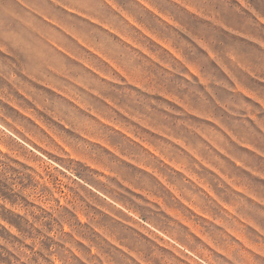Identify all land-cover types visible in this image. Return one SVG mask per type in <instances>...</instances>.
Here are the masks:
<instances>
[{
	"label": "clouds",
	"instance_id": "obj_1",
	"mask_svg": "<svg viewBox=\"0 0 264 264\" xmlns=\"http://www.w3.org/2000/svg\"><path fill=\"white\" fill-rule=\"evenodd\" d=\"M148 3L152 8L158 9L161 15L170 17L179 28L170 26L169 23L153 15L144 6L143 0H0V94L7 96L13 93L14 88L21 86H26V90H33L36 93L34 99L39 97L48 102L45 112L37 113V115L54 129L73 151L102 165L120 180L142 191L156 195L158 191L163 190L151 176L130 167L112 153L105 151L99 144L90 143L80 133L84 136L107 139L122 155L136 159L138 163L143 162L146 167L156 168L162 175L168 177L169 183L183 181V177L176 176L169 168H163L155 157L145 152L139 145H134L126 137L95 119L89 111L82 110L41 84H51L63 92L72 93L104 119L123 124L134 135L146 137L148 142L157 148L163 146L162 153L166 151L170 159L186 161L189 170L204 179L218 195L235 206L237 214L248 216L250 215L248 206H251V201H245L244 197L234 200L233 197L236 194L231 193L227 185H224L211 172L200 167L188 153L182 152L176 145L162 140L160 136L152 135L143 127L126 119L116 108H123L130 114L144 119L150 127L160 128L166 134L183 140L212 167L219 168L230 177L264 186V183H258L259 180H254L220 155L197 134L196 128L212 129L215 133V142L245 166H251V162L264 164V161H260L250 152H245L220 129L213 128L204 120L185 114L181 108L161 99L159 95H147L136 87L129 86L109 64L83 47L72 33L96 48L103 56L108 57L129 77L144 83L145 87L155 86L167 95L176 96L181 102L189 104L197 111L213 114L221 119L241 141L256 143L260 150L264 151V133H261L250 120L242 119L246 114L242 106L248 105L253 113L264 112V108H258L243 96L234 95L233 87V80H236L264 101V83H260L264 80V0H185V5L196 9L198 14L190 12L188 7L180 6L177 0H148ZM129 17L135 21V25H140L158 38L166 40L182 51L190 62H195L201 77L208 81L207 88L202 87L195 78L189 81L183 79L180 74H174L177 68L183 72V67L144 36L129 21ZM93 20L96 23H93ZM104 25L108 26V30L103 27ZM114 32L135 41L154 55L158 54L162 61L171 64L173 71H166L154 64L148 56L130 47L113 34ZM234 33H243L246 38H240ZM195 41H198L200 46ZM79 58L92 65L95 71L86 67ZM218 65L227 69L231 78L225 75ZM97 72H103L105 77H111L113 81H119V83L101 78L96 74ZM29 94L32 93L29 92ZM228 99L232 101L228 110L221 111L217 107V102L223 103ZM105 101H110L111 104ZM0 108H4L5 119L11 117L13 120H19L26 130L38 137L42 143L63 152V149L31 121L17 116L3 105H0ZM47 112L56 113L63 124L49 117ZM229 112L231 115L228 114ZM261 118L264 119V116ZM3 123L4 121L0 120V124ZM77 128L80 129V133L77 132ZM0 143L25 157H31L38 163H44L11 137L5 138L0 134ZM64 156L65 159L57 160L55 156H50L49 159L66 169L73 170L79 179L93 186L104 196L118 201L125 200V196L118 195L124 189L116 179L104 177L105 182L101 183L98 173L79 162L68 159L67 153H64ZM0 159L7 161L8 158L5 156ZM5 179L12 184L17 183L15 174L8 168L7 163L0 169V180ZM78 187L86 196L96 200L101 207L107 206L106 201L100 199L96 193L89 192L82 185ZM187 189V185L180 184L182 192ZM127 195L131 197V193ZM196 195L198 206L204 211H212L213 202L203 194L196 193ZM81 203L84 201L82 200ZM128 203L132 204V199H129ZM144 211L147 209H141V212ZM181 211L186 210L181 209ZM222 218L240 230L234 218L229 217L227 213ZM102 219L104 224L111 223L107 216ZM0 223L4 221L0 220ZM69 227L75 230L76 226L69 222ZM114 227L123 229L122 225H114ZM177 229L179 225L176 228H170L168 223L161 228L162 231H168L170 235ZM52 230L56 232L55 239L59 240L60 245L77 247L76 241L71 236L65 235L61 226L58 225ZM47 231L42 228L43 235L18 234L19 239L16 235L0 233V264H22V262L23 264H47L42 253L49 257L55 255V264H80V261L71 255L68 247L63 248L61 252L47 251L42 242L46 239ZM180 231L186 230L180 229ZM77 235H80L82 239L90 240V236L84 233L78 232ZM110 235L119 239L125 248L136 252L137 256L141 257V264H160L159 260H153V256L139 246L135 235L122 236L120 232H111ZM210 239L218 245L221 243L215 236L210 235ZM29 240L30 248L27 246ZM258 240L264 247V237ZM181 242L187 244L186 239H181ZM90 244L98 248V256L99 246L91 240ZM33 249L37 250L33 251ZM234 255L239 260V264H246V260L241 258L239 252ZM247 255V252L243 253L244 257ZM82 258L84 264H99L97 257L88 253L87 250L84 251ZM220 259L222 258L217 257V260ZM105 264H123V261L109 253ZM224 264L227 262L225 261ZM253 264H264V260L255 258Z\"/></svg>",
	"mask_w": 264,
	"mask_h": 264
},
{
	"label": "rangeland",
	"instance_id": "obj_2",
	"mask_svg": "<svg viewBox=\"0 0 264 264\" xmlns=\"http://www.w3.org/2000/svg\"><path fill=\"white\" fill-rule=\"evenodd\" d=\"M177 3L182 7H188V10L193 14H198L196 9L185 5V0H177ZM143 4L153 15L158 16L165 23H169L170 26L179 28L178 25H175L171 21L170 17L163 16L159 13L158 9L152 8L148 0H143ZM129 21L144 36L152 40L158 48L167 52L169 56L183 67V72H180L179 68H177L174 74H180L183 79L189 81L195 78L202 87L207 88L208 81L201 77L195 62H190L182 51L173 47L166 40L158 38L153 33L143 29L140 25H135V21H132L130 17ZM92 22L96 23L94 20ZM103 27L108 30L107 25ZM113 34L117 35L118 38L130 47L136 48L143 55L148 56L154 64L159 65L166 71H173L171 64L162 61L158 54L154 55L147 48H142L135 41L122 36L120 33L114 32ZM234 34L240 38H246L243 33ZM72 35L88 51L109 64L129 86L136 87L147 95H159L161 99L181 108L185 114L195 119L204 120L206 123L211 124L213 128L220 129L238 147L244 149L245 152L252 153L260 161H264V151H261L256 143L241 141L239 137L234 135L225 126L221 119L205 111H197L189 104L181 102L176 96L167 95L155 86L145 87L144 83L129 77L109 60L108 57L103 56L101 52L91 47L85 40L76 37L75 33H72ZM195 42L200 46L198 41ZM243 43L247 44V42ZM210 58L212 57L210 56ZM79 59L82 61V58ZM82 62L90 70L95 71L92 65L86 61ZM218 66L225 75L231 78V74L227 69L222 65ZM96 74L111 82L119 83V81H113L111 77H105L103 72H97ZM260 83H264V80H261ZM41 86L48 87L51 91L63 96L70 103L82 110L89 111L90 115L100 120L106 127L112 128L115 132L130 140L134 145H139L145 152L150 153L160 162L163 168H169L176 176L183 177V181L169 183L168 177L162 175L156 168L146 167L143 162L138 163L136 159L122 155L107 139H101L98 136H84L83 133H80V129L77 128V132L90 143L99 144L105 151L112 153L130 167L137 168L138 171L151 176L163 191H158L156 195H153L151 192L142 191L132 184L120 180L114 173H110L107 168L73 151L65 143L64 139L37 115V113L45 112V106L48 102L39 97L34 99L33 97L36 96V93L31 89L26 90V86H21L13 89L14 94L9 93L7 96L0 94V105L11 109L13 113L23 117L24 120L31 121L37 128L50 137L56 145L63 149V152L42 143L38 137L27 131L19 120H13L11 117L5 119L3 115L4 108H0V120L4 121L3 124H0V134L5 138L11 137L18 144H22L28 152L33 153L35 157L44 161L43 164L38 163L31 157H25L0 143V157L6 156L8 158L7 161L0 159V169L7 163L8 168L12 169L13 174H15L17 181V183L12 184L6 179L0 180V220L4 221V223H0V233L9 236L16 235V238L19 239L20 236L18 234L37 233L43 235L41 229H46L48 230L47 236L42 242L47 251L53 253L61 252L63 248L68 247L71 255L80 261V264H84L82 257L85 250L96 256L99 264H105V259L109 253L111 256L122 260L123 264H129V262L131 264H141V257L137 256L136 252L125 248L119 239L110 235L111 232H120L122 236L135 235L139 246L146 253L152 255L153 260H159L160 264H224L225 261L227 264H239V260L234 255L237 252L240 253L242 259L246 260V264H253L255 258L264 260V247H262L258 240V238L264 237V186L253 185L243 179L226 175L219 168L212 167L208 161L202 159L183 140L178 139L174 135L166 134L160 128L150 127L144 119L130 114L123 108H116L126 119L143 127L152 135L160 136L162 140H167L170 144L176 145L182 152L188 153L200 167L211 172L224 185H227L231 193L236 194L233 197L234 200L244 197L245 201H251V206H248L250 215L241 216L237 214L234 205L229 204L204 179H201L200 176L189 170L186 161L182 159L179 161L177 159H170L166 151L162 153L161 148L163 146L157 148L152 143H149L146 137L134 135L123 124L117 123L114 120L104 119L99 113L89 109L87 104L81 102L80 98L72 93L63 92L51 84H41ZM233 87L234 95L243 96L246 100H250L252 104L257 105L258 108H264V101H261L255 92L249 91L248 88L242 86L236 80H233ZM29 92L32 94H29ZM105 102L111 104L110 101ZM231 103L230 99L225 100L223 103L217 102V107L221 111H227ZM28 105H31V107H28ZM242 107L246 110V114L242 119L250 120L261 133H264V119L261 118L264 116V112L256 111L253 113L248 105H243ZM46 114L63 124V121H59L56 113L47 112ZM228 114L231 115V112ZM64 127H67V125H64ZM195 131L220 155L235 165V167L239 168L242 172H246L254 180H259L257 181L258 183H264V171H262L264 170V164L251 162V166H245L240 160L230 156L215 142V133L212 129L196 128ZM64 153H67L68 159L79 162L98 173V179L101 183L105 182L103 180L104 177L116 179L120 183L121 188L124 189L118 195L125 196V200L118 201L104 196L93 186L79 179L73 170L66 169L55 163L52 159H49L50 156H55L57 160L65 159ZM180 184L187 185L188 189L182 192ZM79 185L87 188L89 192L96 193L100 199L106 201L107 206L101 207V205L97 204L96 200L86 196L78 187ZM128 193H131V197H128ZM196 193L203 194L208 200L213 202L212 211H204L198 206ZM186 196L190 198L186 199ZM129 199H132V204L128 203ZM82 200L84 203H81ZM92 209H95V211H92ZM141 209H147V211L141 212ZM181 209L186 211H181ZM69 213L70 215H68ZM96 213H100L101 215H97ZM225 213L229 217L234 218L240 226V230H237V228L222 218ZM104 216H107L111 223L104 224L102 219ZM165 217L167 218L166 221ZM69 222L76 226L75 230L69 227ZM165 223H168L170 228H176L179 225V229L170 235L168 231L161 230ZM58 225L62 227L65 235L71 236L76 241L77 247L72 248L67 245H60L59 240L55 239L56 232L52 230ZM114 225H122L123 229L115 228ZM180 229L186 231L181 232ZM78 232L89 235L90 240L99 246L98 256V248L92 246L90 240L82 239L80 235H77ZM210 235L215 236L221 242L220 245L214 242L213 239H210ZM181 239H186L187 244L182 243ZM27 246L31 247L30 240L27 242ZM36 250L33 249V251ZM156 250L159 251L157 252ZM244 252L248 253L246 257L243 256ZM13 254L16 255L15 253ZM42 256L47 264H55V255L49 257L42 253ZM217 257L222 259L217 260Z\"/></svg>",
	"mask_w": 264,
	"mask_h": 264
}]
</instances>
